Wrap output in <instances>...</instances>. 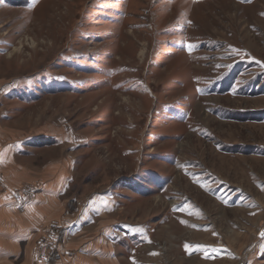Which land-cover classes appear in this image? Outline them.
<instances>
[{
  "label": "rangeland",
  "instance_id": "374dc122",
  "mask_svg": "<svg viewBox=\"0 0 264 264\" xmlns=\"http://www.w3.org/2000/svg\"><path fill=\"white\" fill-rule=\"evenodd\" d=\"M0 125L50 264H264V0H0Z\"/></svg>",
  "mask_w": 264,
  "mask_h": 264
},
{
  "label": "crops",
  "instance_id": "0c3cea01",
  "mask_svg": "<svg viewBox=\"0 0 264 264\" xmlns=\"http://www.w3.org/2000/svg\"><path fill=\"white\" fill-rule=\"evenodd\" d=\"M4 136L0 125V264H36L41 246L51 239L48 230L63 226L60 220L53 219L59 215L61 205L52 198L47 200L35 196L32 199V167L22 166L25 163L16 155L13 145H6ZM55 187L61 188L58 181ZM94 246L92 250L84 247L75 253L60 249V252H54L52 264L133 262L130 256H117L116 248L110 243H104L101 248ZM142 258H145L143 264H159L162 257L161 253L148 252ZM161 261L163 264V258Z\"/></svg>",
  "mask_w": 264,
  "mask_h": 264
},
{
  "label": "built area",
  "instance_id": "2783aa9c",
  "mask_svg": "<svg viewBox=\"0 0 264 264\" xmlns=\"http://www.w3.org/2000/svg\"><path fill=\"white\" fill-rule=\"evenodd\" d=\"M38 264H50V258L45 250H42L37 256Z\"/></svg>",
  "mask_w": 264,
  "mask_h": 264
}]
</instances>
